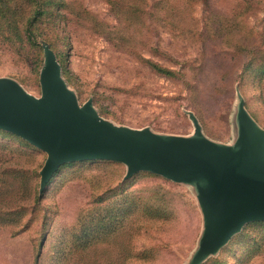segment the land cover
Segmentation results:
<instances>
[{
  "label": "rangeland",
  "instance_id": "1",
  "mask_svg": "<svg viewBox=\"0 0 264 264\" xmlns=\"http://www.w3.org/2000/svg\"><path fill=\"white\" fill-rule=\"evenodd\" d=\"M132 1L68 0L66 13L56 10L60 28L43 19L79 108L91 103L101 123L160 137L192 138L197 123L205 141L236 149L241 110L264 130V0H181L160 21L150 17L157 0H140L136 13ZM5 42L0 80L42 98L44 51L19 56ZM47 158L0 135V264H264V227L246 228L260 222L201 262L207 224L193 183L127 179L126 165L95 160L62 166L42 190Z\"/></svg>",
  "mask_w": 264,
  "mask_h": 264
},
{
  "label": "water",
  "instance_id": "2",
  "mask_svg": "<svg viewBox=\"0 0 264 264\" xmlns=\"http://www.w3.org/2000/svg\"><path fill=\"white\" fill-rule=\"evenodd\" d=\"M42 46V98L0 80V130L47 154L42 190L62 166L95 160L126 165L127 179L147 172L193 183L200 189L207 224L201 262L227 246L247 224L264 222V130L248 113L241 110L239 149L205 141L197 123L192 138L109 126L96 119L91 103L78 107L65 88L55 53L47 43Z\"/></svg>",
  "mask_w": 264,
  "mask_h": 264
},
{
  "label": "trees",
  "instance_id": "3",
  "mask_svg": "<svg viewBox=\"0 0 264 264\" xmlns=\"http://www.w3.org/2000/svg\"><path fill=\"white\" fill-rule=\"evenodd\" d=\"M187 1L191 4L195 0ZM131 3L130 9H133L135 13L141 11V6L143 7V5L140 3V0H133ZM153 3L150 17L157 20L161 19V14L166 11L179 13L178 7L182 6L181 0H157ZM61 5L64 6L63 8L66 13V10L69 9L68 0H0V36L7 40V42H5L1 47L4 48V50L10 51L11 53H15L19 56L29 55L32 51H35V49L43 52V48L37 41L38 37H42L50 44L51 48L56 49L55 45L50 42V34L46 33L42 28V22L43 19L49 17L54 19L52 28L56 30L60 28L62 26V22L57 17L61 15V12H58L57 14L56 10ZM167 16L168 18L170 17L168 14ZM178 16H180V14ZM65 19L67 20L66 17ZM191 19L192 21L195 20L194 18ZM66 26L67 23L64 21L63 31ZM13 37H18L20 42H13ZM142 60L148 67L161 76L175 77L177 75L176 72L163 67L159 63H155L144 58H142ZM259 77L264 79V68L259 71ZM0 135L15 139L24 146H29L28 143L14 134L5 133L0 130ZM42 196L43 193L40 196L37 195V201H40ZM251 226L264 227V222L250 225L246 228H250Z\"/></svg>",
  "mask_w": 264,
  "mask_h": 264
}]
</instances>
